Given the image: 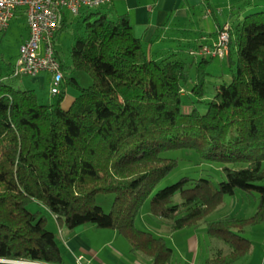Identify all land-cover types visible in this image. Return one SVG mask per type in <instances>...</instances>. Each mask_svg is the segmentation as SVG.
Segmentation results:
<instances>
[{
  "label": "trees",
  "instance_id": "1",
  "mask_svg": "<svg viewBox=\"0 0 264 264\" xmlns=\"http://www.w3.org/2000/svg\"><path fill=\"white\" fill-rule=\"evenodd\" d=\"M228 23L224 59L235 69L210 100L206 85L214 57L190 53L208 44L154 57L128 14L111 18L98 10L84 17L86 34L77 36L70 53L73 70L91 76L87 87L67 77L56 47L65 78L51 104L32 88L10 84L13 67L0 65V264H65L41 207L60 233L84 224L112 229L152 264H175L164 236L137 224L148 199L151 214L171 232L206 224L211 239L229 246L227 254L219 249L204 264H235L248 253L245 226L264 216V11L242 18L233 12ZM67 25L66 16L57 37ZM185 51L191 61L181 58ZM68 84L79 95L65 108ZM186 92L206 111L185 109ZM180 149L219 164L225 178L183 176L157 189L179 164L166 153ZM238 190L258 194L256 216L208 218ZM100 193L114 194L109 212L96 201Z\"/></svg>",
  "mask_w": 264,
  "mask_h": 264
},
{
  "label": "rangeland",
  "instance_id": "2",
  "mask_svg": "<svg viewBox=\"0 0 264 264\" xmlns=\"http://www.w3.org/2000/svg\"><path fill=\"white\" fill-rule=\"evenodd\" d=\"M98 10L108 13L106 7L90 8L89 10L82 9L79 15H74L73 13L67 11L69 17L68 25L59 33L56 39V47L59 56L63 61L64 66L66 67L65 71L67 77L75 76L80 84L84 87L92 84V78L87 72L73 70V59L71 57L70 48L77 36L86 34L84 17L87 16L89 12H95ZM109 17L113 18L112 15H110ZM28 33L29 30L25 15L15 18L8 30H0V65L3 66L4 69H6L7 66H11L13 61L16 60L21 42L26 36H28ZM181 58L188 61L192 60L191 56H189L186 51L185 53H182ZM234 58H236V55L234 56ZM234 69L235 68L231 69V67L228 65L227 59H222L220 57L213 58L208 66V70L210 71L211 76H209L206 85L207 100H210L211 97L215 94L218 85L231 82ZM6 72L8 73V71ZM191 73L193 76H195L194 70H192ZM43 75L44 74H42L36 80L34 78V76L36 75L9 77L7 80L10 84L16 87L26 89L30 87L29 85H31V81L33 79V81H35L36 83L35 89L38 92V97L41 102L45 104H51L55 100L54 94L51 93L52 82L51 79L49 78L48 80L47 77L45 80H42L41 77ZM191 85H189L187 88L190 89ZM66 95V100L63 102V106L65 108L69 107L72 103V100L79 95V90L75 88V86L68 84ZM190 97L194 99V96L192 94H188L187 92L182 96L185 109H188L192 105H198L199 109L202 112L206 111L207 105L205 103H192ZM166 154L171 158H177L179 160V164L162 180L157 189L171 185L183 176H191L194 178L211 177L215 182H219L220 180H223L225 178L222 167L219 164L206 162L195 151H192L190 149H180L168 151ZM179 199H181V195L180 193H177L175 196V200ZM113 200L114 194L111 193H100L96 198L97 203L100 204L106 212H109L111 210ZM259 205L260 204L257 193L249 194L238 190L235 195H225L224 203L208 218L215 219L227 214L240 218L254 217L259 213L261 209L259 208ZM30 208L34 210L35 205H31ZM41 210L47 216L48 229L56 233L57 239L65 252V264H69L71 261L70 256L67 250H65V243L62 238V233H60L59 226L54 216L44 207H41ZM258 215L259 218L255 221V223H250L245 226L244 235L251 240V248L248 253L235 264H264V216L260 219V214ZM137 224L153 231L155 234L164 236L169 246L174 249L175 264H204L206 258L209 256L217 255L215 253L219 249H221L224 254H227L230 251L227 244L223 243L220 240L211 239L207 235L206 224H202L201 226H198L196 228H187L183 232H171V229L166 223H162L158 218L154 217L151 214V204L149 199L143 204L139 211V214L137 216ZM62 230L65 234L68 232V229L65 227ZM98 230L101 231L99 232L100 234H96V232L93 231V234L86 235L88 240L92 241L93 244H108L112 240V245L120 248L124 245L122 240L125 241L126 238H124V236H122L117 231L112 229L103 230L102 228ZM114 231L120 235L116 240L114 238L115 236H112ZM191 234L196 237V244L192 249V244L188 239ZM110 248L111 245L107 246L108 250ZM21 263L41 264L38 262L30 261H24Z\"/></svg>",
  "mask_w": 264,
  "mask_h": 264
},
{
  "label": "crops",
  "instance_id": "3",
  "mask_svg": "<svg viewBox=\"0 0 264 264\" xmlns=\"http://www.w3.org/2000/svg\"><path fill=\"white\" fill-rule=\"evenodd\" d=\"M104 7L113 18L128 14L134 33L145 43L148 52L154 57H161L181 48L188 51L193 46L212 45L217 39L218 30L231 20L233 12L242 18L249 13L264 11V0H112ZM22 15H25L22 11L18 12L11 25L15 18ZM16 60L10 67H13ZM42 74V80L47 77L52 82V74L46 71L34 76L35 80ZM29 86L28 88L34 89L38 95L33 79ZM98 229L100 228L93 224H84L66 234L62 230L64 247L71 260L69 264H76V258L81 255L84 256L85 264H152L149 257L132 251L127 240L121 239L124 243L121 248L112 245V240L108 244H93L86 235L93 234V231L100 234ZM112 236H115L116 240L120 235L114 231ZM188 239L192 244L191 249L194 248L196 237L191 234ZM110 245L108 250L107 246Z\"/></svg>",
  "mask_w": 264,
  "mask_h": 264
},
{
  "label": "built area",
  "instance_id": "4",
  "mask_svg": "<svg viewBox=\"0 0 264 264\" xmlns=\"http://www.w3.org/2000/svg\"><path fill=\"white\" fill-rule=\"evenodd\" d=\"M112 0H0V29L7 30L13 18L22 11L27 19L29 35L21 44L13 65L16 77L37 75L42 71L52 74L51 93H60L65 75L56 55V39L67 11L79 15L82 9L101 8ZM230 26L226 23L212 45L192 49L191 54L225 58L229 52ZM83 256L77 264H83Z\"/></svg>",
  "mask_w": 264,
  "mask_h": 264
}]
</instances>
